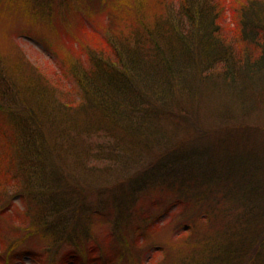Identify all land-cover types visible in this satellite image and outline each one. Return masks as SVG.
Segmentation results:
<instances>
[{
    "label": "trees",
    "instance_id": "1",
    "mask_svg": "<svg viewBox=\"0 0 264 264\" xmlns=\"http://www.w3.org/2000/svg\"><path fill=\"white\" fill-rule=\"evenodd\" d=\"M21 2L28 12L82 4L88 13L73 54L53 50L56 80L75 102L0 51V212L10 188L25 204L0 227V251L10 258L30 242L34 264H67L77 254L57 250L79 244L99 264L113 239L121 264H143L144 252H161L145 264H264V157L247 144L258 126L193 125L200 109L226 118L233 100L242 110L264 102V0H0V10ZM100 153L135 170L111 186L79 177L99 174ZM161 189L175 193L182 219L151 250L167 223L134 222L131 241L120 230L125 205L147 197L158 208Z\"/></svg>",
    "mask_w": 264,
    "mask_h": 264
},
{
    "label": "rangeland",
    "instance_id": "2",
    "mask_svg": "<svg viewBox=\"0 0 264 264\" xmlns=\"http://www.w3.org/2000/svg\"><path fill=\"white\" fill-rule=\"evenodd\" d=\"M37 2L38 8L43 7L42 0H37ZM24 5L23 2L16 4V6L14 4L10 9V15H5L3 14L4 11L0 10V51L3 52L4 57L7 59V61L4 62L14 63L13 60H15L22 74H30V69H35L38 72L40 71L47 80H51V83L53 82L54 84L59 85L61 90L66 92L70 87L68 88V85L65 87V83H58V80H56L60 78L59 71L61 70L58 65L60 57L55 55L53 50L56 52L73 54L74 50H76V44L71 42H73V39H75L77 34L79 19L81 17H86L85 14L88 12L82 4L79 6L73 4L72 6L70 3L69 5L73 7V10L65 5L54 6L52 7L54 10L53 13H49L48 15L46 12H43V10L42 12H38L37 8L28 12L24 9ZM225 14L226 17L224 21L226 22L230 19L227 9H225ZM82 36L86 38V35ZM58 97L62 98L61 100H64V102H71L73 98L74 101L72 102L77 100L76 92L73 89L70 91L68 90L65 94H58ZM216 101L218 102V100ZM210 102H212V99L206 103L211 104ZM231 102L232 105L230 106L229 104L230 111L225 114L226 118H219L217 115H209V111L212 110L208 109L207 111V109L204 108L203 113L201 112L202 115L199 112L201 109L196 113L200 118L195 115V123L193 125L205 131H212L216 127H229L235 130L241 125L244 126L247 124L249 127L257 125L258 127L249 131L247 144H249V150H251L254 158H257V156L264 157V102H258L260 108L256 107V109L255 107H250L248 110L247 108L242 110L235 100ZM242 129L243 127L240 128V130ZM211 135L213 134H209V136ZM206 143V141H201L196 145L202 148L206 146ZM103 150L108 153V149L103 148L101 152H103ZM101 156L103 157L95 159V161L93 158L90 159L92 162L94 161L93 163L97 164L96 170L99 169V174L97 176L90 171L86 172L85 170H78L79 177H84L87 181H92V179L96 180L99 177H102L100 178V181L111 186L118 181L117 179L126 176V174L130 175L131 172L135 170L134 167L127 172L125 171V166L122 168L117 162L114 163L111 160H108V158L105 157L106 155L102 154ZM107 164L109 167H107ZM161 193L160 198L162 199V204H160L158 208H152L151 205L148 204L150 202L147 197L144 199H142L143 197H137L129 208L125 205L126 211L123 213L124 218L121 224L122 230H120L125 238L130 241L134 239L135 233L132 231L134 222H139L141 225H145L146 223L155 220L158 222L156 226H161L163 223H167V226H163V230L155 237H152L148 243H161V241H163V239L170 233V228L177 225L176 222L178 220L177 213L179 207L172 205L175 201V193H173L171 189H161ZM8 195H12V197L7 200L8 204L7 201H5V206L10 208L4 210V213L0 212V227L2 228L3 226L6 227V225H8V222L10 221L9 214L18 212L16 208L21 210L24 209L23 200H21L19 195L14 193L13 189H9ZM23 196L27 198L26 194ZM126 199L127 197H125V201ZM26 201L30 202L29 200ZM171 213L174 214L171 216ZM181 215L182 214L179 212V220L182 219ZM114 216L115 211L112 214V217L109 216V221L107 220L106 222L112 224L115 218ZM10 219L12 220V218ZM12 222L14 223L15 221L12 220ZM92 227L96 229L97 233L99 232V227H97L96 224L92 223ZM78 246L79 244L71 247L64 246L63 248L58 249L56 254H61L65 249L71 250L75 255L77 254L76 259L67 264H88L91 262L92 260H90L89 255L77 252ZM155 246L153 244L151 250L154 249ZM31 248L32 246L30 242L23 243V245L19 246L17 251H12V256L10 258L6 256L5 251H0V264H34L30 259V256H28ZM118 248V243L111 239L106 247L103 248L104 251H102V253L105 255L99 256V264H121L122 256H120ZM81 249H83V247ZM160 257L161 252L156 253L155 255H151V252H144L141 255V260L143 259V264H145L146 262H149L151 258L158 259Z\"/></svg>",
    "mask_w": 264,
    "mask_h": 264
}]
</instances>
